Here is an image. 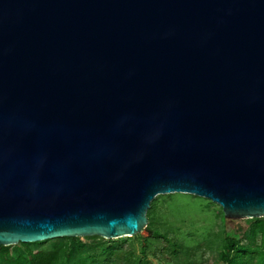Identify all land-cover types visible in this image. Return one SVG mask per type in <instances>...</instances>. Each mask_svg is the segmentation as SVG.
I'll list each match as a JSON object with an SVG mask.
<instances>
[{"label": "water", "instance_id": "obj_1", "mask_svg": "<svg viewBox=\"0 0 264 264\" xmlns=\"http://www.w3.org/2000/svg\"><path fill=\"white\" fill-rule=\"evenodd\" d=\"M170 194L264 218V0H0V247Z\"/></svg>", "mask_w": 264, "mask_h": 264}, {"label": "trees", "instance_id": "obj_2", "mask_svg": "<svg viewBox=\"0 0 264 264\" xmlns=\"http://www.w3.org/2000/svg\"><path fill=\"white\" fill-rule=\"evenodd\" d=\"M157 200L158 197L147 213L149 225L145 231L148 236L140 237L139 249L133 246L132 237L117 240L84 238L87 242H82L81 238H61L2 246L0 264H154L151 256H163L173 264H182L189 254L188 249L156 227L154 210ZM210 204L214 203L210 201ZM247 223L245 231L225 229L223 245L212 264H264V218L249 219ZM49 242L52 245L46 248Z\"/></svg>", "mask_w": 264, "mask_h": 264}, {"label": "rangeland", "instance_id": "obj_3", "mask_svg": "<svg viewBox=\"0 0 264 264\" xmlns=\"http://www.w3.org/2000/svg\"><path fill=\"white\" fill-rule=\"evenodd\" d=\"M154 220L161 233H167L171 239L188 249L189 254L182 264H212L223 245L225 229L241 232L248 228L247 220L226 219L224 213L222 217L219 205L189 194L158 196ZM142 236H148V233L143 231L132 237L136 249H139ZM81 239L82 242H87L84 238ZM51 245L52 242H49L45 247ZM150 258L154 264H173L163 256Z\"/></svg>", "mask_w": 264, "mask_h": 264}]
</instances>
